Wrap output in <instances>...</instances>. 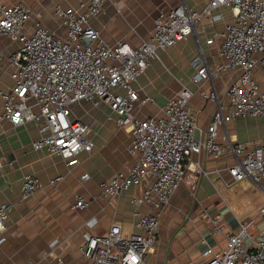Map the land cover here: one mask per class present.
Masks as SVG:
<instances>
[{
    "label": "built area",
    "instance_id": "2783aa9c",
    "mask_svg": "<svg viewBox=\"0 0 264 264\" xmlns=\"http://www.w3.org/2000/svg\"><path fill=\"white\" fill-rule=\"evenodd\" d=\"M111 1L84 0L76 6L56 3L52 17L60 30L35 19V10L26 2H0V35L18 42L8 56L12 83L0 91V122L13 127L34 122L40 136L33 147L59 155L66 165L77 164L78 154L91 152L94 147L89 125L70 118L73 105L82 100L93 105L104 102L117 114V126L131 125L127 151L136 156L135 162L99 187L102 194L116 196L131 186H140L141 192L132 202L136 207L146 204L150 210H135L137 231L125 232L121 223L114 222L103 234L85 232L78 249L83 264H149L147 255L155 250L162 213L194 154L232 158L227 166L231 183L249 180L260 186L264 180V137L259 144L231 143L226 134L218 137V128L227 121L264 116V84L254 75L256 66L264 75V0H209L201 11L190 9L181 0L161 10L153 19L149 38L135 46L122 39L106 43L100 31L91 26L90 18L103 12ZM221 6L230 9L232 18L220 33L222 62L212 71L202 50L191 61L196 68L191 80L196 84L209 82L208 89H197L199 95L216 106L206 129H199L196 136L198 125L191 104L194 91L186 85L167 100L161 115L135 116L134 103L143 104L152 98H140L132 82L159 57V50L198 33L205 16L209 22L219 19L220 13L211 12ZM227 69H237L238 73L226 89L224 112L212 73ZM81 177L88 178V174ZM61 179L57 175L48 184L55 186ZM39 186L35 174H25L21 198ZM88 203L79 196L72 207L82 209ZM11 208V203L0 204V243L5 240ZM260 214L263 227L255 237L248 234L249 224L240 223L220 250L207 244L201 253L203 264H264V205ZM218 217L212 220L216 222ZM247 237L251 238L250 245L245 244Z\"/></svg>",
    "mask_w": 264,
    "mask_h": 264
},
{
    "label": "crops",
    "instance_id": "0c3cea01",
    "mask_svg": "<svg viewBox=\"0 0 264 264\" xmlns=\"http://www.w3.org/2000/svg\"><path fill=\"white\" fill-rule=\"evenodd\" d=\"M23 1L35 10V19L44 25L58 29L53 20V6L78 5L84 0H0L14 3ZM141 3H140V2ZM181 0H112L98 16L90 18V24L100 31L103 41L113 44L122 39L139 45L149 38L153 20L146 15L155 7V16L161 11L177 5ZM193 10L201 11L209 0H183ZM131 5L130 7L127 5ZM212 14L221 17L209 22L205 16L202 29L173 46L158 51V58L151 60L146 71L132 82L140 98L148 96L149 102L133 105L137 117L161 115L167 100L176 95L182 85L194 91L191 104L194 108L198 128L206 129L215 111V104L201 97L198 88L208 89L209 82L194 83L196 73L193 58L202 50L211 70L222 62L220 56V33L232 20L229 8L212 9ZM18 47V42L0 35V91L12 83V65L8 56ZM237 69H227L213 74V84L227 112L226 89L235 79ZM260 84L264 75L260 66L254 69ZM2 99L0 97V106ZM117 114L101 102L93 105L82 100L72 106L70 118L89 125V136L94 142L91 152L81 151L78 163L66 165L57 154L45 148H34L32 143L39 138L37 124L27 122L13 127L0 122V204L11 203L5 240L0 243V264H83L79 252L83 234L105 233L110 225L119 222L125 232L137 231L135 210L147 212L149 206L136 207L132 198L141 192L140 186H131L116 196L102 194L99 185L117 172H125L136 160L127 151L132 138L131 125L117 126ZM231 143L247 142L259 144L264 137V116L237 117L218 128L219 139L223 135ZM184 178L165 207L157 232L155 250L147 255L149 264H203L202 251L208 245L220 250L228 234L236 231L240 223L255 217L258 207L264 205V180L252 188L256 202L249 193L236 191L252 185L249 180L231 183L227 166L232 163L229 156L211 158L194 154ZM33 173L41 186L27 198H21L23 176ZM88 178L83 179L82 174ZM57 175L62 179L55 186L48 180ZM82 196L89 203L82 209L72 207L76 198ZM257 212V211H256ZM219 214L216 222L212 219ZM263 227L249 225V236L255 237ZM251 238L245 239L250 245ZM57 257L61 258L57 262Z\"/></svg>",
    "mask_w": 264,
    "mask_h": 264
},
{
    "label": "rangeland",
    "instance_id": "374dc122",
    "mask_svg": "<svg viewBox=\"0 0 264 264\" xmlns=\"http://www.w3.org/2000/svg\"><path fill=\"white\" fill-rule=\"evenodd\" d=\"M140 2V1H139ZM141 3V2H140ZM130 7L131 5H127V7ZM155 17V7H153L152 9H150V11L147 13L146 15V21H148L149 19H151V21L154 19ZM255 185L252 184V185H249L248 187H244V188H237L236 191H240L242 193H249L251 198H252V201L256 202V207H258L260 205V202L258 200H256V196L254 195L253 191H252V188H254ZM260 208L261 207H258L255 211V217H253L252 219H250L247 224L249 225H258V224H261L262 220H263V217L262 215L260 214Z\"/></svg>",
    "mask_w": 264,
    "mask_h": 264
}]
</instances>
